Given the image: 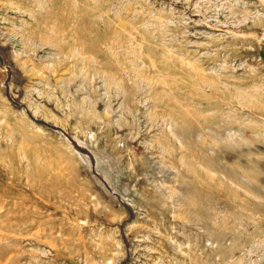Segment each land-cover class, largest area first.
Returning <instances> with one entry per match:
<instances>
[{"label": "rangeland", "instance_id": "1", "mask_svg": "<svg viewBox=\"0 0 264 264\" xmlns=\"http://www.w3.org/2000/svg\"><path fill=\"white\" fill-rule=\"evenodd\" d=\"M0 264H264V0H0Z\"/></svg>", "mask_w": 264, "mask_h": 264}, {"label": "bare ground", "instance_id": "2", "mask_svg": "<svg viewBox=\"0 0 264 264\" xmlns=\"http://www.w3.org/2000/svg\"><path fill=\"white\" fill-rule=\"evenodd\" d=\"M36 114V113H35Z\"/></svg>", "mask_w": 264, "mask_h": 264}]
</instances>
